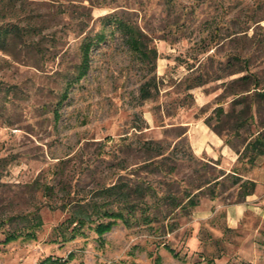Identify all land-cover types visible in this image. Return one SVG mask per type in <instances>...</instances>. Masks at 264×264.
<instances>
[{"label":"rangeland","instance_id":"1","mask_svg":"<svg viewBox=\"0 0 264 264\" xmlns=\"http://www.w3.org/2000/svg\"><path fill=\"white\" fill-rule=\"evenodd\" d=\"M0 6V25L15 28L0 48V264H249L237 253L242 233L225 226L223 211L201 216L217 196L223 205L243 200L244 189L233 173L221 178L222 155L197 151L192 137L205 122L240 155L263 128L264 0ZM116 18L140 27L157 55L134 51ZM87 36L96 38L91 63L76 79ZM147 80L153 95L142 98ZM259 162L264 174V155L233 168ZM114 184L137 188L135 207L99 236L96 221L109 217L91 205L115 199L102 190ZM189 195L196 205L174 208L173 199ZM81 205L91 219L66 239Z\"/></svg>","mask_w":264,"mask_h":264},{"label":"trees","instance_id":"2","mask_svg":"<svg viewBox=\"0 0 264 264\" xmlns=\"http://www.w3.org/2000/svg\"><path fill=\"white\" fill-rule=\"evenodd\" d=\"M1 4V0H0ZM2 15V7L0 6V18ZM117 22L116 25L118 29H120L127 37V41L132 49L134 51L139 52L142 57L148 58L150 57L151 52H154V55H157V50L156 48L150 49L148 46L147 42L143 38L144 33L141 30L140 27L137 25L130 23L122 18H116ZM15 32V28L12 25H0V48H5L6 44L11 37V35ZM95 37L92 36H87L81 45V62L79 63L78 66V72L75 75L76 79H79L83 77L90 66V52L92 49L93 44L95 43ZM101 38V36H100ZM99 39V37L97 38ZM75 78L73 80H75ZM250 78H254V87H256L259 84V79L254 76V74H245L241 76L242 80H249ZM199 84V83H198ZM151 86H152V80H147L141 85V97L142 98H149L151 95H153L151 91ZM66 91H64L63 96H66ZM258 95L264 96V90L263 91H258ZM208 122V121H207ZM218 133L220 131L217 130ZM244 149L242 152H240L239 158L242 159L244 157H248L249 162L254 163L256 158L259 157L260 155H264V124L263 128H260L257 130L256 133L252 134V136H248V138L244 139ZM227 143H230L229 139H226ZM239 152V150H238ZM222 174V172H221ZM220 174V175H221ZM241 177L240 176H235L232 180L233 184H237L240 182ZM249 184V188H246V185ZM240 187H243L244 193L247 194L251 192L255 185V182L253 181H241L239 183ZM137 189V188H136ZM136 189L129 190L125 187H122L120 184H114L110 185L107 187H103V193L105 196H113L115 199H106L103 201V207H100L98 204H93L91 205L93 207V211L98 213L99 216L101 217H109V220L107 221H96V224L94 226L95 230L98 232L99 236H103V234L111 230V228L118 224V220H125L127 221L128 218L125 215L124 209L127 208V212L133 211L135 204L133 201L130 199V196L132 195V192H134ZM214 197V195L212 196ZM193 195H189L188 199L186 202L184 200H177L173 199L174 208L181 206L184 207L185 204H190L191 205H196L198 203L197 200L194 199ZM114 201H119L120 206L117 210L111 209L109 207V204ZM89 207H86L85 205H81L80 209L75 213L73 216H71L68 221L70 224H73V227L70 231V235L68 237L65 236L66 239L70 238H75L79 234L84 233L83 227L89 220L91 219ZM63 225L65 226L66 223L64 222ZM66 227V226H65ZM64 231V229H62ZM15 238V235L10 234L7 236L6 239H13ZM70 256H73V254H70ZM49 260H52L51 257L48 258ZM58 259H56L57 261Z\"/></svg>","mask_w":264,"mask_h":264},{"label":"crops","instance_id":"3","mask_svg":"<svg viewBox=\"0 0 264 264\" xmlns=\"http://www.w3.org/2000/svg\"><path fill=\"white\" fill-rule=\"evenodd\" d=\"M200 132L199 138H193V144L197 151L204 150L212 152V154L222 155L221 162L218 165L222 170L221 178L229 173H233L241 177V181L255 182L254 189L245 194L243 192V200L231 203L220 204L217 196L216 208L214 210H200L203 218H208L220 213L223 215V222L226 227L238 230L242 233L237 253L243 261L249 264H264V174L263 168L259 164H251L236 172L234 166L238 163L239 153L234 150L231 144L217 133L212 131L205 122L198 123L195 127ZM195 131L191 127V134ZM193 136V135H192ZM214 157V156H213ZM235 169V170H234ZM238 182L235 185H238ZM254 218V221L252 219Z\"/></svg>","mask_w":264,"mask_h":264}]
</instances>
